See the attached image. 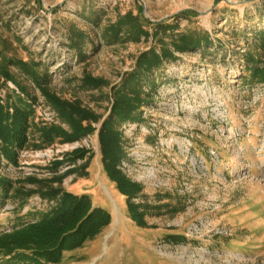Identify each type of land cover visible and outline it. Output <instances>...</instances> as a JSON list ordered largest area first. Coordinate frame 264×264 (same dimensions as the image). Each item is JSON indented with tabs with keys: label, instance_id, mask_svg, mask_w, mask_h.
<instances>
[{
	"label": "rangeland",
	"instance_id": "374dc122",
	"mask_svg": "<svg viewBox=\"0 0 264 264\" xmlns=\"http://www.w3.org/2000/svg\"><path fill=\"white\" fill-rule=\"evenodd\" d=\"M263 6L264 0H0V66L13 58L39 63L49 92L100 117L80 141L35 149L30 140L16 167L0 159V175L13 182L65 174L66 192L87 194L110 213L101 234L64 252L59 264H264V85L249 82L244 57L251 51L264 58L263 48L255 49ZM158 24L175 27L173 35L207 33L210 43L174 52L151 75L153 90L144 88L151 103L140 121L119 126L128 159L118 168L142 186L133 202L154 208L141 228L103 171L98 132L113 89L136 71L141 55H159L160 40H170L169 32L153 35ZM111 26L122 31L115 37ZM86 76L103 87L82 89ZM24 85L34 98L32 123L64 128L39 91ZM75 149H85L86 158L53 173L49 163ZM47 208L37 196L22 207L0 202V233L38 220ZM0 264L27 263L0 256Z\"/></svg>",
	"mask_w": 264,
	"mask_h": 264
},
{
	"label": "trees",
	"instance_id": "16d2710c",
	"mask_svg": "<svg viewBox=\"0 0 264 264\" xmlns=\"http://www.w3.org/2000/svg\"><path fill=\"white\" fill-rule=\"evenodd\" d=\"M261 15L264 16V6ZM154 27L157 30L153 35L166 37L169 32L170 40L166 43L163 39L160 40L162 47L159 55L154 51L141 55L136 71L124 79L119 88L113 89L110 114L102 122L98 132L103 171L115 184L118 192L126 198L130 218L141 228L147 227L145 217L150 216L154 208L147 203L133 202L142 195V186L131 181L118 168L128 159L122 146L119 126L129 121H140L141 109L151 103L149 92L144 93V88L148 86L153 90L154 79L151 75L163 63L174 60V52L192 51L210 43L207 33L173 35L175 27L160 24ZM110 28L115 37L122 31L120 27L116 30L115 26ZM139 32L147 36L145 31ZM256 36L258 41L255 49L264 50V33H257ZM244 57L248 63L249 82L264 85V58L261 53L257 55L248 51ZM40 66L35 61L26 62L15 58L3 59L0 66V96L1 91L6 89L3 103H0V159L12 167L18 165L19 152L28 146L30 140L35 149H44L57 142L64 144L80 141L94 133L93 124L100 120L98 115L83 108L77 101H67L49 92L48 76L40 70ZM10 69L15 70L22 81H18ZM7 82L11 83L18 93L8 89ZM23 82L30 83L39 91L64 128L32 123L33 110L28 102L34 98ZM103 85L104 82L86 76L81 80L80 86L84 90H95ZM86 154L85 149H75L62 160L50 162L49 168L55 173L64 164L84 160ZM88 160L89 158L81 169L86 168ZM64 175H56L50 179L27 177L14 182L0 175L1 203L11 199L22 207L31 197L37 196L41 202L48 204L47 210L41 213L38 220L0 233L2 258L14 263L59 264L64 252L81 248L85 242L94 240L109 225L110 213L94 207L89 195H74L60 186ZM176 212L172 210L173 214ZM175 238L183 237L168 236V240Z\"/></svg>",
	"mask_w": 264,
	"mask_h": 264
},
{
	"label": "built area",
	"instance_id": "2783aa9c",
	"mask_svg": "<svg viewBox=\"0 0 264 264\" xmlns=\"http://www.w3.org/2000/svg\"><path fill=\"white\" fill-rule=\"evenodd\" d=\"M46 118H47V120H46V121L50 120V119H49V117H46Z\"/></svg>",
	"mask_w": 264,
	"mask_h": 264
},
{
	"label": "bare ground",
	"instance_id": "6f19581e",
	"mask_svg": "<svg viewBox=\"0 0 264 264\" xmlns=\"http://www.w3.org/2000/svg\"><path fill=\"white\" fill-rule=\"evenodd\" d=\"M118 199V198H117Z\"/></svg>",
	"mask_w": 264,
	"mask_h": 264
}]
</instances>
